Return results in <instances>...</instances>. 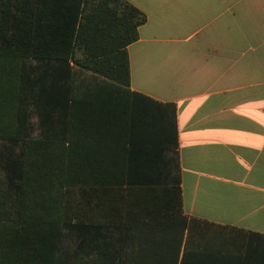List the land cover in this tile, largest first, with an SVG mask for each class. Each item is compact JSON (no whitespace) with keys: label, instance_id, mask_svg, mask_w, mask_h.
<instances>
[{"label":"trees","instance_id":"trees-1","mask_svg":"<svg viewBox=\"0 0 264 264\" xmlns=\"http://www.w3.org/2000/svg\"><path fill=\"white\" fill-rule=\"evenodd\" d=\"M146 20L126 0H0V235L13 234V264H156L159 205L171 264H183L196 220L181 216L176 107L130 88L127 47ZM134 125L148 150L134 148ZM108 140L109 167L95 152ZM106 171L124 179L90 180ZM103 184L130 194L91 209L90 187Z\"/></svg>","mask_w":264,"mask_h":264},{"label":"crops","instance_id":"crops-1","mask_svg":"<svg viewBox=\"0 0 264 264\" xmlns=\"http://www.w3.org/2000/svg\"><path fill=\"white\" fill-rule=\"evenodd\" d=\"M126 1L147 18L127 47L130 88L176 107L181 216L196 220L183 231L177 261L264 264V0ZM132 129L134 148L152 147L146 128ZM108 141L95 148L107 167L115 160ZM123 177L107 172L90 180ZM122 189L90 187V208L105 211L112 193L130 194ZM168 219L159 205L156 264L175 263Z\"/></svg>","mask_w":264,"mask_h":264},{"label":"rangeland","instance_id":"rangeland-1","mask_svg":"<svg viewBox=\"0 0 264 264\" xmlns=\"http://www.w3.org/2000/svg\"><path fill=\"white\" fill-rule=\"evenodd\" d=\"M34 117L35 116L32 117L33 121H35ZM4 235L5 237L0 235V250L3 252L5 258L3 264H13V257H14L13 234L7 231ZM0 264H2L1 261Z\"/></svg>","mask_w":264,"mask_h":264}]
</instances>
